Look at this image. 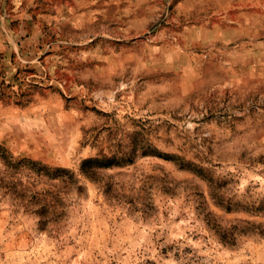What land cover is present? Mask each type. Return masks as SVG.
Masks as SVG:
<instances>
[{
    "label": "rangeland",
    "instance_id": "1",
    "mask_svg": "<svg viewBox=\"0 0 264 264\" xmlns=\"http://www.w3.org/2000/svg\"><path fill=\"white\" fill-rule=\"evenodd\" d=\"M0 264H264V0H0Z\"/></svg>",
    "mask_w": 264,
    "mask_h": 264
},
{
    "label": "trees",
    "instance_id": "2",
    "mask_svg": "<svg viewBox=\"0 0 264 264\" xmlns=\"http://www.w3.org/2000/svg\"><path fill=\"white\" fill-rule=\"evenodd\" d=\"M91 164H95L96 166H109L111 164V162H108L107 160H103L101 162H98L97 159H93V158L87 159L83 163L82 172H86L88 169L85 167L87 165L91 166ZM59 171H61V170H57V172H59Z\"/></svg>",
    "mask_w": 264,
    "mask_h": 264
}]
</instances>
